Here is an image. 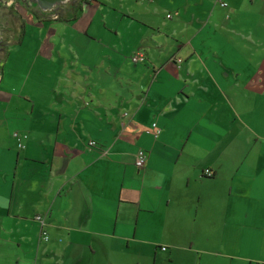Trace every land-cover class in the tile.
I'll list each match as a JSON object with an SVG mask.
<instances>
[{
    "label": "crops",
    "instance_id": "1",
    "mask_svg": "<svg viewBox=\"0 0 264 264\" xmlns=\"http://www.w3.org/2000/svg\"><path fill=\"white\" fill-rule=\"evenodd\" d=\"M224 1L16 10L40 29L2 61L0 264L264 263V0Z\"/></svg>",
    "mask_w": 264,
    "mask_h": 264
},
{
    "label": "rangeland",
    "instance_id": "2",
    "mask_svg": "<svg viewBox=\"0 0 264 264\" xmlns=\"http://www.w3.org/2000/svg\"><path fill=\"white\" fill-rule=\"evenodd\" d=\"M96 1H98V2H100V1L115 2L116 0H96ZM217 3H220L219 0H217ZM20 4H21L20 0H0V32L2 33V36H3L2 40L5 41V42H3V46L5 45L4 52H6L7 47H9L10 50H14V52H16L18 46L15 44H12L14 42V40L12 38H10L8 41V37L10 36L11 32H13L12 30L18 29L17 22L19 19L23 20L22 17H24V20H26L25 29L27 30V34H28L27 40L25 42V45H23V48H28V47L31 48V47L35 46V42L32 41V37H30V34L33 33L34 31H37L40 29V25H38L35 21L36 20V14L28 13L26 11H23L22 13H20L19 11H16V10H19L18 8H23V9L27 8L29 11L37 13L39 9L37 7H35V5L29 1H26V4L24 3V5L21 4L22 6ZM6 5H8L9 7ZM86 17L88 18V14H86ZM4 52H3V55L5 56ZM21 52L25 53V50H21ZM4 56H3V58H4ZM13 62L15 65L17 63L19 64V62H21L20 54L16 55V57L13 58ZM19 67L21 68L20 64H19ZM0 75H1V71H0ZM6 78H9L8 73H6ZM10 78H9V80H10ZM7 83H8V80L5 79L2 87H5ZM1 107L2 106L0 104V112H1ZM6 141H7V139H6V126L1 125L0 126V145L5 144ZM165 255H166V257L161 255L158 258H156L155 255L152 254L149 257H147L145 260H141V264H194L191 262L192 259L189 256L188 257L183 256L184 260H177L176 262L173 263L167 257V255H169V254H165ZM138 261L139 260H136L133 264L137 263Z\"/></svg>",
    "mask_w": 264,
    "mask_h": 264
},
{
    "label": "built area",
    "instance_id": "3",
    "mask_svg": "<svg viewBox=\"0 0 264 264\" xmlns=\"http://www.w3.org/2000/svg\"><path fill=\"white\" fill-rule=\"evenodd\" d=\"M141 1H149V0H141ZM220 4L223 6V7H228V2L224 1V0H219ZM132 59L133 61L136 63V64H142L145 60H146V54L143 52V50H139L137 52H135L132 56ZM154 130H155V133L156 135H158L161 130L156 126V124H154ZM147 132H150V130H147ZM13 137L14 139L17 141L18 143V146L21 148V149H24L25 148V144H24V141L25 139L27 138V135L26 134H22L21 132H18V131H15L13 133ZM97 141L95 140H92L90 141V145H97ZM147 161H148V154L146 152V150L144 149H139L136 153V159H135V163H136V166L139 168V169H142L146 166L147 164ZM205 175L207 177H212L214 175V172L210 169V168H207L205 170ZM36 219L42 223V227L44 225V215H37L36 216ZM43 232V237L44 239L48 240L49 239V236L47 234V231H42ZM164 250H166V248L164 247L163 248ZM260 264H264V263H260Z\"/></svg>",
    "mask_w": 264,
    "mask_h": 264
},
{
    "label": "flooded vegetation",
    "instance_id": "4",
    "mask_svg": "<svg viewBox=\"0 0 264 264\" xmlns=\"http://www.w3.org/2000/svg\"><path fill=\"white\" fill-rule=\"evenodd\" d=\"M26 1H29L31 2L32 4H34L35 6H38V3L36 2V0H26ZM74 0H66V1H62L61 3H64V2H73ZM3 36H2V33L0 32V71L2 72V61H3V52H4V48H5V45L3 46V41L2 40Z\"/></svg>",
    "mask_w": 264,
    "mask_h": 264
},
{
    "label": "water",
    "instance_id": "5",
    "mask_svg": "<svg viewBox=\"0 0 264 264\" xmlns=\"http://www.w3.org/2000/svg\"><path fill=\"white\" fill-rule=\"evenodd\" d=\"M36 2L41 6L46 5H55L58 2H62L61 0H36Z\"/></svg>",
    "mask_w": 264,
    "mask_h": 264
},
{
    "label": "bare ground",
    "instance_id": "6",
    "mask_svg": "<svg viewBox=\"0 0 264 264\" xmlns=\"http://www.w3.org/2000/svg\"><path fill=\"white\" fill-rule=\"evenodd\" d=\"M61 1H66V0H61ZM42 8V7H41ZM49 8V7H48ZM51 9V8H50Z\"/></svg>",
    "mask_w": 264,
    "mask_h": 264
}]
</instances>
